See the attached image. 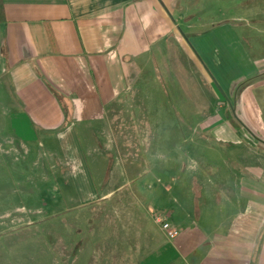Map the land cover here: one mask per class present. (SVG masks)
<instances>
[{"label": "crops", "instance_id": "crops-1", "mask_svg": "<svg viewBox=\"0 0 264 264\" xmlns=\"http://www.w3.org/2000/svg\"><path fill=\"white\" fill-rule=\"evenodd\" d=\"M1 1L0 89L16 106L12 134L62 152L80 198L94 193L81 134L137 83L143 59L160 55L167 73L204 72L216 99H227L210 125L194 127L213 141V159L185 152L189 163L163 164L178 168L162 179L177 234L142 263L264 264V0ZM184 186L186 202L173 192Z\"/></svg>", "mask_w": 264, "mask_h": 264}, {"label": "rangeland", "instance_id": "rangeland-1", "mask_svg": "<svg viewBox=\"0 0 264 264\" xmlns=\"http://www.w3.org/2000/svg\"><path fill=\"white\" fill-rule=\"evenodd\" d=\"M150 59L140 63L137 83L108 116L81 134L90 198L78 197L62 152L16 139L12 91L0 89V264H143L169 237L161 227L168 223L162 179L178 175V168L163 164L168 158L189 163L185 152L213 159V141L202 140L194 127L210 125L227 99H216L204 72L187 65L185 73L170 67L167 73L160 55ZM199 108L201 118L194 114ZM188 187L173 192L184 198Z\"/></svg>", "mask_w": 264, "mask_h": 264}, {"label": "trees", "instance_id": "trees-1", "mask_svg": "<svg viewBox=\"0 0 264 264\" xmlns=\"http://www.w3.org/2000/svg\"><path fill=\"white\" fill-rule=\"evenodd\" d=\"M1 20H4V7L2 1L0 0V21ZM227 121L232 127L238 128V125L231 117L228 116Z\"/></svg>", "mask_w": 264, "mask_h": 264}, {"label": "built area", "instance_id": "built-area-1", "mask_svg": "<svg viewBox=\"0 0 264 264\" xmlns=\"http://www.w3.org/2000/svg\"><path fill=\"white\" fill-rule=\"evenodd\" d=\"M161 227H162L163 230H165L166 234H167L170 238L176 236L177 231H176V230H173V229L169 226L168 223H166V222L163 223V224L161 225Z\"/></svg>", "mask_w": 264, "mask_h": 264}]
</instances>
